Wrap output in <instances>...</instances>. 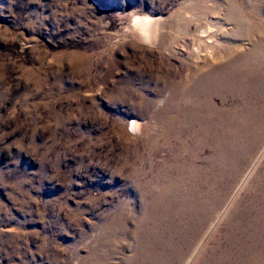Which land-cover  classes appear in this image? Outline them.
<instances>
[{
	"label": "rangeland",
	"instance_id": "obj_1",
	"mask_svg": "<svg viewBox=\"0 0 264 264\" xmlns=\"http://www.w3.org/2000/svg\"><path fill=\"white\" fill-rule=\"evenodd\" d=\"M0 264H264V0H0Z\"/></svg>",
	"mask_w": 264,
	"mask_h": 264
},
{
	"label": "bare ground",
	"instance_id": "obj_2",
	"mask_svg": "<svg viewBox=\"0 0 264 264\" xmlns=\"http://www.w3.org/2000/svg\"><path fill=\"white\" fill-rule=\"evenodd\" d=\"M132 27L136 29L137 36L142 37L147 42L154 41L158 38L159 25L147 17L134 18Z\"/></svg>",
	"mask_w": 264,
	"mask_h": 264
}]
</instances>
